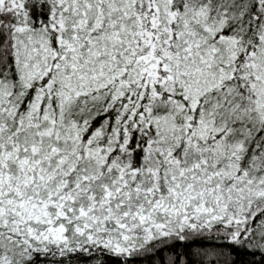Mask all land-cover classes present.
<instances>
[{"label": "snow or ice", "instance_id": "obj_1", "mask_svg": "<svg viewBox=\"0 0 264 264\" xmlns=\"http://www.w3.org/2000/svg\"><path fill=\"white\" fill-rule=\"evenodd\" d=\"M0 264H264V0H0Z\"/></svg>", "mask_w": 264, "mask_h": 264}]
</instances>
